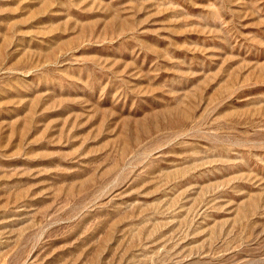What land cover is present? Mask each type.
<instances>
[{
  "label": "rangeland",
  "instance_id": "obj_1",
  "mask_svg": "<svg viewBox=\"0 0 264 264\" xmlns=\"http://www.w3.org/2000/svg\"><path fill=\"white\" fill-rule=\"evenodd\" d=\"M0 264H264V0H0Z\"/></svg>",
  "mask_w": 264,
  "mask_h": 264
}]
</instances>
